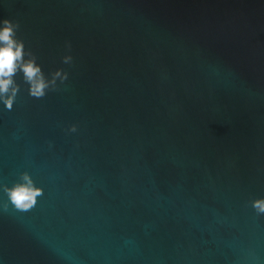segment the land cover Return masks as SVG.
Instances as JSON below:
<instances>
[{
    "label": "water",
    "instance_id": "1",
    "mask_svg": "<svg viewBox=\"0 0 264 264\" xmlns=\"http://www.w3.org/2000/svg\"><path fill=\"white\" fill-rule=\"evenodd\" d=\"M5 19L46 86L18 66L0 99V264H264V0H0Z\"/></svg>",
    "mask_w": 264,
    "mask_h": 264
},
{
    "label": "clouds",
    "instance_id": "2",
    "mask_svg": "<svg viewBox=\"0 0 264 264\" xmlns=\"http://www.w3.org/2000/svg\"><path fill=\"white\" fill-rule=\"evenodd\" d=\"M22 49V42L13 39L12 23L5 19L0 24V99H4L8 105H11L12 96L4 97L2 94L8 91L9 85L13 83L11 76L18 66L23 69L26 79L31 82L33 94L41 95L46 86V82L40 75V69L34 61L21 62ZM12 92L15 93V88ZM40 191V188L34 187L31 181H28L9 190V194L17 205L27 208L34 202ZM255 205L260 211H264V200L255 201Z\"/></svg>",
    "mask_w": 264,
    "mask_h": 264
}]
</instances>
